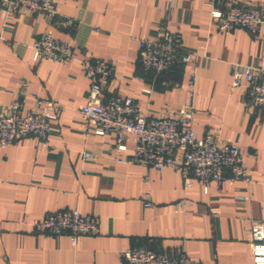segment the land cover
Here are the masks:
<instances>
[{"label":"crops","instance_id":"0c3cea01","mask_svg":"<svg viewBox=\"0 0 264 264\" xmlns=\"http://www.w3.org/2000/svg\"><path fill=\"white\" fill-rule=\"evenodd\" d=\"M235 1L264 16V0ZM55 2V17L0 11V114L19 99L21 115H55L46 146L23 138L0 148V264H119L120 251L141 245L181 250L193 263L253 264L250 232L264 230V109L249 104L245 83L231 86V73L247 65L264 69V24L255 35L220 33L205 0ZM64 19L74 25H59ZM162 30L178 36L179 53L191 59L152 85L140 68L139 44ZM44 33L70 46L74 57L34 62L31 44ZM86 58L114 63L104 98L131 97L150 117L191 110L197 138L237 140L252 183L211 182L205 192L196 183L185 188L176 171L119 163L131 157L133 143L118 152L114 134L97 136L92 123L85 131L78 114L90 87L81 66ZM62 210L96 217L99 235L72 244L66 234L32 231L46 213Z\"/></svg>","mask_w":264,"mask_h":264},{"label":"built area","instance_id":"2783aa9c","mask_svg":"<svg viewBox=\"0 0 264 264\" xmlns=\"http://www.w3.org/2000/svg\"><path fill=\"white\" fill-rule=\"evenodd\" d=\"M210 8V19L218 32H232L243 29L255 35L264 24L263 12L257 7H246L228 0L220 4L219 0H205ZM0 11L7 14L21 12L30 15L42 13L48 17L58 15L55 0H0ZM63 27L74 25L73 20L59 22ZM139 63L142 73L149 76L152 85L161 76L171 72L176 66L190 62V55L179 53V38L167 30L156 36L140 41ZM33 61L49 60L65 62L74 57L70 46L55 40L50 34H40L31 44ZM86 79L89 81V93L78 114L83 120L85 131L89 124L96 126L95 134L115 136V149L126 150L128 142L133 143L130 158L118 160L121 164H135L157 174L164 170L180 174L185 188L193 183L203 187L208 184L217 186L225 182L241 181L251 184L252 179L243 166L242 153L238 141L220 144L214 134L197 138L193 130L191 110L180 117H150L143 113L140 103L131 97L112 95L102 96L103 87L109 82L113 71L112 60L86 58L81 61ZM191 76L189 84H193ZM242 83L248 87V102L256 109H264V69L250 65L234 67L231 73V86L236 88ZM149 93V90H145ZM21 101L10 103L0 114V148L14 142L31 138L46 146L51 120L55 115L48 110L31 111L21 115ZM85 160L91 159L84 152ZM152 206L146 203L145 207ZM184 201L175 208L184 209ZM37 235H68L74 244L78 236H97L100 233L96 217L81 214L78 210H62L46 213L32 228ZM250 246L253 264H264V230L253 229L250 232ZM119 264H199L189 260L185 252L172 254L158 253L149 246L141 245L119 252Z\"/></svg>","mask_w":264,"mask_h":264}]
</instances>
